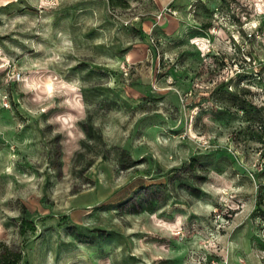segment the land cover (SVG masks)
I'll return each instance as SVG.
<instances>
[{"label": "rangeland", "instance_id": "1", "mask_svg": "<svg viewBox=\"0 0 264 264\" xmlns=\"http://www.w3.org/2000/svg\"><path fill=\"white\" fill-rule=\"evenodd\" d=\"M154 2L2 9L0 243L21 264H264V0Z\"/></svg>", "mask_w": 264, "mask_h": 264}, {"label": "trees", "instance_id": "2", "mask_svg": "<svg viewBox=\"0 0 264 264\" xmlns=\"http://www.w3.org/2000/svg\"><path fill=\"white\" fill-rule=\"evenodd\" d=\"M110 8L124 9L127 7L126 0H107ZM21 252L12 250L0 243V264H21Z\"/></svg>", "mask_w": 264, "mask_h": 264}, {"label": "crops", "instance_id": "3", "mask_svg": "<svg viewBox=\"0 0 264 264\" xmlns=\"http://www.w3.org/2000/svg\"><path fill=\"white\" fill-rule=\"evenodd\" d=\"M174 1L176 0H158V3L156 2L154 3L159 9H163L167 7L168 5H170L171 3H173ZM16 2L17 0H0V13L2 9L9 7V6H13L14 4H16Z\"/></svg>", "mask_w": 264, "mask_h": 264}, {"label": "built area", "instance_id": "4", "mask_svg": "<svg viewBox=\"0 0 264 264\" xmlns=\"http://www.w3.org/2000/svg\"><path fill=\"white\" fill-rule=\"evenodd\" d=\"M159 18H161V16H159Z\"/></svg>", "mask_w": 264, "mask_h": 264}]
</instances>
